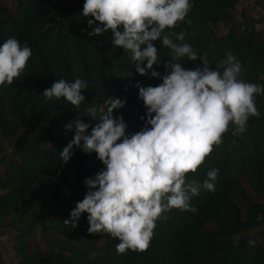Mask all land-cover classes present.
Instances as JSON below:
<instances>
[{"label":"trees","instance_id":"trees-1","mask_svg":"<svg viewBox=\"0 0 264 264\" xmlns=\"http://www.w3.org/2000/svg\"><path fill=\"white\" fill-rule=\"evenodd\" d=\"M241 1L190 0L185 20L165 31L183 32L185 39L178 43L192 46L213 69L231 52L242 64L239 79L264 87V38L235 17ZM13 2L8 7L0 0V45L14 37L32 50L12 85H0V233L12 230L17 264H264V94L255 98L260 116L249 118L246 131L233 136L230 124L223 143L187 174L186 180L202 184L208 171L218 168L215 191L201 188L191 199L196 212L164 213L167 219L156 221L147 250L120 254L118 238L89 234L87 213L75 228L63 223L86 192L84 180L104 168L95 153L86 155L77 147L66 165L60 161L59 153L73 137L64 125L79 116L95 127L110 95L126 101L114 116H123L126 135L135 134L144 127L140 117L146 110L134 85L157 86L162 79L138 75L129 54L112 44L111 32L88 36L87 21L94 18L82 16L85 0ZM219 25L225 27L222 36ZM155 43L162 63L153 68L162 77L171 51ZM182 63L189 69L202 66L200 59ZM59 79L87 81L79 107L42 96ZM89 107L97 108L93 120L86 115ZM63 210L69 215L45 221ZM40 229L43 238L51 231L72 244L48 253L33 240Z\"/></svg>","mask_w":264,"mask_h":264},{"label":"clouds","instance_id":"clouds-1","mask_svg":"<svg viewBox=\"0 0 264 264\" xmlns=\"http://www.w3.org/2000/svg\"><path fill=\"white\" fill-rule=\"evenodd\" d=\"M191 8L190 0H85L83 4L82 16L94 18L87 21L92 29L89 37L111 32L112 44L129 54L138 75L162 79L157 86L134 85L146 110L140 117L144 127L135 134L126 135L123 116H114L126 101L110 95L99 108L95 127L79 116L64 125L73 137L59 153L60 161L66 165L77 147L86 155L95 153L104 168L84 180L85 196L63 223L75 228L87 213L89 234L103 232L118 238L120 254L147 250L156 221L167 219L164 213L196 212L191 199L201 188L215 191L219 169L208 171L202 184L186 180L187 174L195 173L213 146L223 143L230 124L236 136L246 131L250 117L260 116L255 98L264 94V87L239 79L242 64L237 57L228 52L215 69L210 68L192 46L178 43L185 39L183 32L165 31L184 21ZM157 41L171 51V59L163 61L162 77L153 68L162 63ZM31 55L27 43L21 46L14 37L0 45V85H12ZM185 58L200 59L202 66L186 68ZM87 86L82 79L71 83L59 79L42 96L64 98L79 107L86 100L82 93ZM96 112V107H89L86 115L93 120Z\"/></svg>","mask_w":264,"mask_h":264},{"label":"rangeland","instance_id":"rangeland-1","mask_svg":"<svg viewBox=\"0 0 264 264\" xmlns=\"http://www.w3.org/2000/svg\"><path fill=\"white\" fill-rule=\"evenodd\" d=\"M13 0H2V4L5 6L11 7L13 5ZM235 17L237 19H243L245 25L248 27H254L257 31H260L262 38H264V0H242L240 5L237 7V12L235 13ZM219 36L225 34V27L223 25L218 26ZM37 133L33 132V135ZM0 171L3 172V167L0 165ZM86 193V192H85ZM85 193H83L78 201H81ZM74 204L72 208H75ZM57 217H48L45 221L51 220L52 222L58 221L61 217L69 215L68 210H63L58 214ZM255 235L258 238L257 233L254 231L252 235ZM33 235V240H37L39 245L46 252H57L61 246H67V244H72L67 240H63L59 238L55 233L48 231L46 234V238L42 236V230L40 229ZM13 232L12 230H6L4 233H0V264H17V259L15 258V251L13 250ZM63 242V243H62ZM102 246V245H101ZM98 246V247H101ZM63 249V248H61ZM60 249V250H61ZM59 250V251H60ZM64 252L69 253L66 249ZM94 253L91 257H94Z\"/></svg>","mask_w":264,"mask_h":264}]
</instances>
